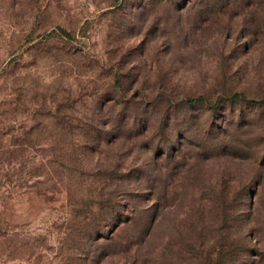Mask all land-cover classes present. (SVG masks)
Listing matches in <instances>:
<instances>
[{
    "label": "rangeland",
    "instance_id": "obj_1",
    "mask_svg": "<svg viewBox=\"0 0 264 264\" xmlns=\"http://www.w3.org/2000/svg\"><path fill=\"white\" fill-rule=\"evenodd\" d=\"M0 264H264V0H0Z\"/></svg>",
    "mask_w": 264,
    "mask_h": 264
},
{
    "label": "trees",
    "instance_id": "obj_2",
    "mask_svg": "<svg viewBox=\"0 0 264 264\" xmlns=\"http://www.w3.org/2000/svg\"><path fill=\"white\" fill-rule=\"evenodd\" d=\"M62 33H63L65 36H68V35H69L67 32H65V31H63V30H62ZM190 100H194V99L192 98V99H190Z\"/></svg>",
    "mask_w": 264,
    "mask_h": 264
}]
</instances>
